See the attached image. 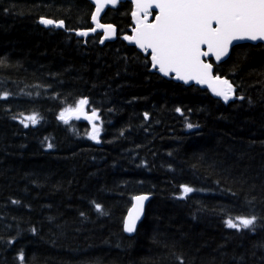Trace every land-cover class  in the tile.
Wrapping results in <instances>:
<instances>
[{
  "label": "trees",
  "instance_id": "1",
  "mask_svg": "<svg viewBox=\"0 0 264 264\" xmlns=\"http://www.w3.org/2000/svg\"><path fill=\"white\" fill-rule=\"evenodd\" d=\"M92 10L87 0H0V264H264V44L209 59L244 97L223 104L146 66L123 39L129 1L101 17L117 27L113 41L77 36ZM79 98L100 112L99 142L84 121L59 119ZM144 193L127 236L131 198ZM251 216V230L225 223Z\"/></svg>",
  "mask_w": 264,
  "mask_h": 264
},
{
  "label": "snow or ice",
  "instance_id": "2",
  "mask_svg": "<svg viewBox=\"0 0 264 264\" xmlns=\"http://www.w3.org/2000/svg\"><path fill=\"white\" fill-rule=\"evenodd\" d=\"M119 0H93L95 12L91 20L96 25L89 31L97 28L104 30V38L115 34L111 24H101L98 21L100 12L106 5L116 6ZM131 16L135 22L131 35L123 39L134 44L146 54L145 64L158 71L163 76L174 75L176 80L185 84L190 81L197 85H207L212 93L220 97L225 103L229 102L234 94L233 84L228 79L213 75V65L205 62L206 57H215L220 61L228 55L229 48L235 41H264V0H131ZM39 23L44 26L64 28V21H55L41 17ZM78 36H87L88 31H78ZM103 43V40H101ZM243 100V96L237 97ZM87 98H81L75 107H68L61 111L59 119L68 123V116H81L89 121L99 119L96 109L89 114L86 106ZM177 112L180 109H176ZM67 114V116H66ZM15 118V117H14ZM145 119H148L145 113ZM37 114L25 116L21 123L27 128L29 124L37 123ZM192 128V124L187 125ZM100 129L93 124L89 138L98 140ZM48 144V148H52ZM185 194L193 191L191 187L182 186ZM133 205L124 220L123 230L132 233L136 229V222L143 212V202L147 196L138 195L133 198ZM17 203V201H13ZM96 212L103 213L102 206L95 204ZM83 216L84 214L81 213ZM255 216L237 217L235 221H225L230 229H253ZM20 260H24L21 253ZM183 264V261H180Z\"/></svg>",
  "mask_w": 264,
  "mask_h": 264
},
{
  "label": "water",
  "instance_id": "3",
  "mask_svg": "<svg viewBox=\"0 0 264 264\" xmlns=\"http://www.w3.org/2000/svg\"><path fill=\"white\" fill-rule=\"evenodd\" d=\"M87 1H88V2L93 6V8H94L93 11H92V13L95 12V4L93 3V0H87ZM123 1H129V2H131V0H119L118 3L123 2ZM111 7H114V6H112V5H106V6L103 8V10L100 12V14H99V16H98V20H99L100 16H101L102 14H104L105 10H106L107 8H111ZM91 22H92V20H91ZM113 36H114V35L110 36V38L113 39ZM243 43H250V44L261 43V44H264V41H248V40L235 41V42L233 43V46H231V47L229 48V53H228V55L222 57L220 61H216L215 57H206V58H204V59H207V60L212 59L215 63H220V62H222V61H224V60H226V59L228 58L231 49H232L235 45H239V44H243ZM130 44H131V43H130ZM131 45H132V46H135L134 44H131ZM137 49H138V48H137ZM138 50H139V49H138ZM139 51H140V50H139ZM140 52H141V51H140ZM142 53H143V52H142ZM144 54H145V53H144ZM205 62H206V61H205ZM213 73H214V68H213ZM161 75H162V74H161ZM167 77H173V79H174L175 81L180 82V83H182V84H184V85H186V86H187V85H190V84H194L195 86L199 87L200 89H205V90H207L211 96L217 97V96H215V95L212 93V91H211L210 89H208L207 85H197V84H196L195 82H193V81H190L189 83L185 84L183 81L176 80L175 77H174V75H172V76H167ZM80 118H81V119H84L83 116H81ZM84 120H86V119H84ZM87 121L89 122V124H90V129H91V131H92V128H93V126H92V124H91L92 121H89V120H87ZM149 200H150V196H149L148 199L145 200L144 203H143V212L141 213L140 219L137 220V222H136V226L139 225V224L141 223V221L143 220V215H144V211H145V205L149 202ZM128 211H129V210H128ZM126 217H127V216H126ZM126 233H127V232H126ZM128 234H132V233H128Z\"/></svg>",
  "mask_w": 264,
  "mask_h": 264
},
{
  "label": "bare ground",
  "instance_id": "4",
  "mask_svg": "<svg viewBox=\"0 0 264 264\" xmlns=\"http://www.w3.org/2000/svg\"><path fill=\"white\" fill-rule=\"evenodd\" d=\"M95 34H97V33H95ZM150 199H151V195H150ZM132 203H131V205H130V207H129V209L132 207ZM147 206V205H146ZM146 208V207H145ZM128 209V210H129ZM128 210H127V212H126V214H125V217H124V219H123V226H124V220H125V218H126V216L128 215ZM144 215H145V211H144ZM144 215H143V217H144ZM123 226H122V228H123ZM137 227H138V225L136 226V229H137ZM136 229H135V231L134 232H132V234H128V233H126L124 230H123V232L125 233V235H127V236H132V235H134L135 234V232H136Z\"/></svg>",
  "mask_w": 264,
  "mask_h": 264
},
{
  "label": "flooded vegetation",
  "instance_id": "5",
  "mask_svg": "<svg viewBox=\"0 0 264 264\" xmlns=\"http://www.w3.org/2000/svg\"><path fill=\"white\" fill-rule=\"evenodd\" d=\"M130 33H131V30H130ZM130 33H129V34H130ZM127 34H128V33H127Z\"/></svg>",
  "mask_w": 264,
  "mask_h": 264
},
{
  "label": "rangeland",
  "instance_id": "6",
  "mask_svg": "<svg viewBox=\"0 0 264 264\" xmlns=\"http://www.w3.org/2000/svg\"><path fill=\"white\" fill-rule=\"evenodd\" d=\"M67 115V114H66ZM97 126V125H96ZM104 129V128H103Z\"/></svg>",
  "mask_w": 264,
  "mask_h": 264
}]
</instances>
